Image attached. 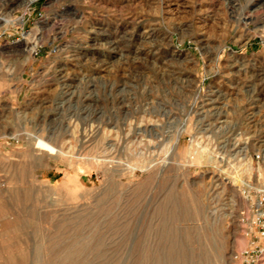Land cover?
<instances>
[{
    "label": "rangeland",
    "instance_id": "374dc122",
    "mask_svg": "<svg viewBox=\"0 0 264 264\" xmlns=\"http://www.w3.org/2000/svg\"><path fill=\"white\" fill-rule=\"evenodd\" d=\"M21 1L0 0V264H246L264 0ZM233 62L262 77L256 127Z\"/></svg>",
    "mask_w": 264,
    "mask_h": 264
},
{
    "label": "bare ground",
    "instance_id": "6f19581e",
    "mask_svg": "<svg viewBox=\"0 0 264 264\" xmlns=\"http://www.w3.org/2000/svg\"><path fill=\"white\" fill-rule=\"evenodd\" d=\"M32 1H35V0H22L20 2L21 5L23 4H27V3H30ZM10 22V19H5V18H1L0 17V23H4L5 25L7 23ZM108 35V34H106ZM27 39V41L29 40V43H32L30 45V47H28V44L26 45V43L28 42H24L23 44H25V47L29 52L33 51L34 50V47H35V44H36V38H34L33 34H29V35H26L24 37V39ZM114 41V40H113ZM105 43V42H104ZM109 43V42H108ZM118 43V42H117ZM110 44V43H109ZM119 45V44H118ZM114 46V45H113ZM111 48V47H109ZM237 61V60H236ZM231 69H233L234 67H237V70H236V73H240L242 75V78H241V81L240 83L242 84V88L244 89L243 93L245 94V97H247L249 100H250V104H249V108H247L248 110V119H249V123H252L253 127H256V124L255 122H257L259 119H256V116L258 114V111H254V109L256 110L258 108V106L256 105L260 99L257 97L256 95V89H255V81H257V79L261 80L262 77L260 76V74H257L255 71H249L248 68L246 66H244L243 64L239 63V65H236V62H233L231 65H229ZM251 66V65H250ZM250 68V67H249ZM253 69V68H252ZM251 69V70H252ZM244 78H247V80H244ZM236 80V79H234ZM216 92V94H215ZM214 95H216L215 98H224V94H221L220 91L216 90V91H209L208 93V98L206 99V103L204 104L203 102L201 103L202 105L200 106L199 110H200V113L203 114L206 118L205 120V123H208L207 125L208 126H211V124H213L214 122L215 123H218L221 124L224 122V121H219L220 120V114L219 112H215V111H209V109H217L215 108L214 104L216 103L215 99L213 98ZM260 97V96H259ZM218 106V105H217ZM207 107V108H206ZM206 108V109H205ZM259 108H262V105L259 106ZM218 121V122H217ZM199 123V124H198ZM255 124V125H254ZM197 125H201L200 121H197ZM223 125V124H222ZM197 127V126H196ZM207 130V129H206ZM209 132L211 131V129L209 128L208 130ZM202 135L198 137H195V141H198V139L201 138ZM36 140V138H34ZM37 141V140H36ZM36 143V142H35ZM38 143V142H37ZM36 143V144H37ZM237 143V142H236ZM35 144V145H36ZM40 144V143H39ZM47 144V143H46ZM43 145V144H42ZM262 145V144H261ZM39 146V145H38ZM47 147V145H46ZM36 148V147H35ZM45 148V147H44ZM41 149V148H40ZM49 149V148H47ZM51 149V148H50ZM198 156V155H197ZM172 246H170V255H173L174 254V249L173 247L171 248Z\"/></svg>",
    "mask_w": 264,
    "mask_h": 264
},
{
    "label": "built area",
    "instance_id": "2783aa9c",
    "mask_svg": "<svg viewBox=\"0 0 264 264\" xmlns=\"http://www.w3.org/2000/svg\"><path fill=\"white\" fill-rule=\"evenodd\" d=\"M259 159V155H256ZM250 206V234L253 236L251 249L242 251L235 255L236 258L242 259L246 264H256L259 258L264 255V191Z\"/></svg>",
    "mask_w": 264,
    "mask_h": 264
}]
</instances>
